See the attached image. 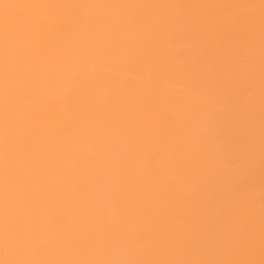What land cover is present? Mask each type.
I'll return each mask as SVG.
<instances>
[{
	"label": "bare ground",
	"instance_id": "6f19581e",
	"mask_svg": "<svg viewBox=\"0 0 264 264\" xmlns=\"http://www.w3.org/2000/svg\"><path fill=\"white\" fill-rule=\"evenodd\" d=\"M0 264H264V0H0Z\"/></svg>",
	"mask_w": 264,
	"mask_h": 264
}]
</instances>
